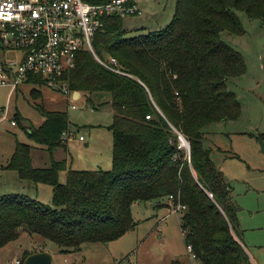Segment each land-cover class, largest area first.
I'll return each mask as SVG.
<instances>
[{"label": "trees", "instance_id": "obj_1", "mask_svg": "<svg viewBox=\"0 0 264 264\" xmlns=\"http://www.w3.org/2000/svg\"><path fill=\"white\" fill-rule=\"evenodd\" d=\"M239 13L259 20L264 29V0H176L171 21L144 34L129 35L120 16L104 17L92 41L94 54L101 60L116 58L126 74L107 69L81 50L65 77L69 89L82 92L87 102L95 94L109 95L111 168L79 170L65 157L54 159L57 149L67 152L62 134L71 132L68 114L37 105L44 120L25 132L31 142L46 147L50 165L34 167V146L16 142L6 168L21 180L49 185L51 198L44 204L26 195L0 196V247L21 232L37 234L61 252L110 242L137 225L133 203L155 201L157 207L184 206L179 227L200 264H251L239 236L240 209L204 145L209 126L235 121L242 113L227 82L244 74L246 64L221 35L244 33ZM27 82L44 84L34 75ZM31 94L37 98L40 91ZM14 117L18 123V113ZM62 171L64 183L59 181Z\"/></svg>", "mask_w": 264, "mask_h": 264}, {"label": "rangeland", "instance_id": "obj_2", "mask_svg": "<svg viewBox=\"0 0 264 264\" xmlns=\"http://www.w3.org/2000/svg\"><path fill=\"white\" fill-rule=\"evenodd\" d=\"M138 2L142 15L125 19L129 35L163 28L171 21L176 0ZM239 16L244 33L221 35L242 54L246 64L244 74L227 82L240 101L242 113L235 121L209 126L204 145L211 149V158L229 182L240 209L238 231L251 264H264V153L258 137L263 135L264 140V29L259 20L249 19L244 13ZM34 89L40 91L37 98L31 94ZM6 93L7 88H0V106L5 104ZM92 99L87 102L81 96L74 100L45 84L22 82L18 85L10 99L7 119L0 121V196L18 194L44 204L50 201L49 185L21 180L16 171L6 168L16 142L34 146L31 150L34 167L50 165L46 147L31 142L25 132L26 128L39 127L44 120L37 105L45 110L67 112L74 138L64 145L71 168H111L112 134L108 126L112 115L106 105L109 95L95 94ZM16 113L21 119L11 125L10 120ZM80 135L84 140H79ZM55 152L63 155L61 148ZM59 175V181L64 183L65 172ZM176 209L177 205L172 203L157 207L155 201L135 202L131 207L137 222L134 229L116 240L84 243L80 249L70 252H61L55 243L37 234L21 232L16 240L0 247V264H23L27 252L41 248L53 255L51 264H200L187 252L178 223L180 213Z\"/></svg>", "mask_w": 264, "mask_h": 264}, {"label": "built area", "instance_id": "obj_3", "mask_svg": "<svg viewBox=\"0 0 264 264\" xmlns=\"http://www.w3.org/2000/svg\"><path fill=\"white\" fill-rule=\"evenodd\" d=\"M112 15L125 20L141 16L142 11L138 0L94 4L83 0H0V88H7L5 104L0 106V121L7 119L13 92L31 75L41 77L50 89L72 96L65 76L74 68L79 51L95 56L93 38L103 28L104 17ZM11 52L14 56H6ZM95 58L107 69L126 74L116 58ZM10 124L15 125V119ZM62 138L66 143L74 136L64 132ZM183 208L177 205L175 212ZM186 249L195 259L191 245Z\"/></svg>", "mask_w": 264, "mask_h": 264}, {"label": "water", "instance_id": "obj_4", "mask_svg": "<svg viewBox=\"0 0 264 264\" xmlns=\"http://www.w3.org/2000/svg\"><path fill=\"white\" fill-rule=\"evenodd\" d=\"M83 96V93L80 91H73L72 98L74 100L80 98ZM179 139L181 141V145L186 148V150L189 152V144L184 139L182 135H179ZM260 145H261V151L264 153V141L262 138H259ZM53 261V255L48 250H41L36 251L33 253L28 254L23 261V264H51Z\"/></svg>", "mask_w": 264, "mask_h": 264}, {"label": "crops", "instance_id": "obj_5", "mask_svg": "<svg viewBox=\"0 0 264 264\" xmlns=\"http://www.w3.org/2000/svg\"><path fill=\"white\" fill-rule=\"evenodd\" d=\"M144 28H145V27H144ZM107 106H108V105H107ZM108 109H109V111H111L109 106H108ZM111 115H112V113H111ZM80 136H81V135H80ZM83 140H84V139H83ZM62 152H63V151H62ZM67 153H68V150H67ZM68 155H69V153H68V154L63 153V155L61 156L60 154L54 152V153H53V158H55V159L57 160V159H61V158L65 157L67 164L71 167V165H70V163H69V161H68ZM64 172H65V171H64ZM65 176H66V173H65ZM59 178H60V175H59Z\"/></svg>", "mask_w": 264, "mask_h": 264}]
</instances>
